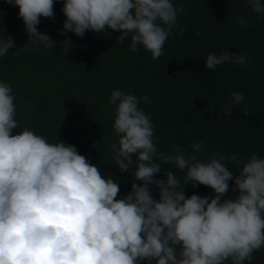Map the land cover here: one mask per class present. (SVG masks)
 Returning <instances> with one entry per match:
<instances>
[{
  "label": "clouds",
  "instance_id": "1",
  "mask_svg": "<svg viewBox=\"0 0 264 264\" xmlns=\"http://www.w3.org/2000/svg\"><path fill=\"white\" fill-rule=\"evenodd\" d=\"M6 2L18 6L34 45L45 50L55 46L37 27L41 17L54 19V0ZM248 3L264 15L262 0ZM62 12L61 33L83 37L88 30L118 31L117 43L130 39V52L142 46L154 61L164 55L174 29L177 36L186 31L178 21L184 8L172 0H64ZM238 23L251 26L243 18ZM195 34L202 33L196 29ZM14 47L12 36L0 32V58ZM12 57L18 59V53ZM226 62L243 65L247 58L209 52L205 67ZM229 95L224 115L244 101L242 92ZM149 100L113 89L108 101L118 137L109 145L114 163L121 173L135 164L131 190L117 198L116 180L102 175L74 145L50 142L27 127L14 132L19 126L15 96L11 85L0 81V264H244L264 248V157L253 153L238 160L236 154L214 152L201 159L203 142L192 144L190 152L179 144L170 153L158 151L152 119L139 107ZM241 111L248 113V106ZM228 160L237 165V175L226 166ZM161 164L184 172L183 185L171 170L166 179L155 178ZM229 180L238 190L232 198ZM189 182L209 186L215 195L186 196L183 186Z\"/></svg>",
  "mask_w": 264,
  "mask_h": 264
},
{
  "label": "trees",
  "instance_id": "2",
  "mask_svg": "<svg viewBox=\"0 0 264 264\" xmlns=\"http://www.w3.org/2000/svg\"><path fill=\"white\" fill-rule=\"evenodd\" d=\"M172 2L184 8L178 21L186 31L177 36L178 29H174L164 44V55L154 61L142 46L130 52V39L117 43L118 31L88 30L83 37L61 33L66 19L64 0H54V19L40 18L38 31L56 42L45 50L29 40L18 6L0 0V32L15 41L9 55L0 58V81L10 84L15 96L19 126L14 132L27 127L50 142L74 145L102 175L116 180L120 186L117 198L131 190L135 164L121 173L109 149L118 140L113 128L114 106L108 103L113 89L150 98L139 107L152 119L158 151L170 153L179 144L190 152L192 144L203 142L201 159L214 152L226 157L236 154L238 160L253 153L264 157V15L254 13L248 0ZM241 18L251 26L238 23ZM223 51L243 54L247 63L226 62L207 69L208 53L220 55ZM13 52L18 59L12 57ZM234 91L242 92L244 101L232 107L231 115H224L221 109ZM243 105L248 106V113L241 111ZM226 166L234 176L238 174L233 161H226ZM166 170L175 172L183 185L185 173L174 165L161 164L155 178L166 179ZM228 183L227 195L232 198L238 190H233L234 180ZM150 188L159 199L156 186ZM183 191L186 196L215 195L209 186L193 187L191 182ZM244 264H264V248Z\"/></svg>",
  "mask_w": 264,
  "mask_h": 264
}]
</instances>
